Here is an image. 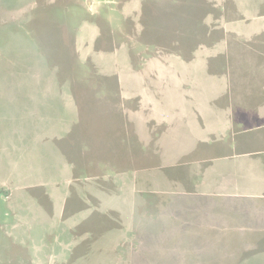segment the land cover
Masks as SVG:
<instances>
[{"label":"rangeland","instance_id":"374dc122","mask_svg":"<svg viewBox=\"0 0 264 264\" xmlns=\"http://www.w3.org/2000/svg\"><path fill=\"white\" fill-rule=\"evenodd\" d=\"M262 16L264 0H0V264H264V193L200 190L244 151L226 103L256 101Z\"/></svg>","mask_w":264,"mask_h":264},{"label":"crops","instance_id":"0c3cea01","mask_svg":"<svg viewBox=\"0 0 264 264\" xmlns=\"http://www.w3.org/2000/svg\"><path fill=\"white\" fill-rule=\"evenodd\" d=\"M262 17L264 20V16ZM255 19L259 20L257 17ZM256 32L258 31H249L246 33L235 31L236 35L238 34L240 37L248 39L249 37L246 34L249 35ZM262 49L264 50V48ZM248 62L250 66H253L256 72L252 77L256 86V90L253 91L256 92V95L254 93L255 98L251 97V99L253 98L254 101L256 99V101H251L247 106H243V103H247V101L243 100L242 91L232 89V96L229 98L230 101L227 99L228 102L226 103V107L228 104H230V106H228V109L225 111L226 115H228L226 123L229 125L228 129H230L228 133L231 139L230 145H232V147L234 146V149L236 146L242 145V150L244 151L239 153L236 152V149L233 150L231 148L230 150H232V153L230 151L229 155L225 157L227 159L226 161H230V163L224 164V166H226L225 170L228 171V173L215 172L211 173V175L202 177L206 185L201 186V192L213 193L218 191L219 188H224L223 184L227 181L224 182L220 177L224 178V176H226V178H228V176H230L235 178L232 180L234 184L237 181L236 177H240L241 180L246 178L247 180L244 181L246 185L242 190L234 186L231 189H226V191L221 189L222 193L228 192L227 194L230 195L236 194L243 196H259L264 193V63H259L255 59L248 60ZM231 78L235 79L231 81V87L235 82L241 84V77L237 74H231ZM201 253L202 252H194L189 255L185 252L182 254L186 255L185 257L187 258H194L195 260H192L193 264H204L205 262L202 261L203 256L201 257L199 255ZM186 263H189V260Z\"/></svg>","mask_w":264,"mask_h":264}]
</instances>
